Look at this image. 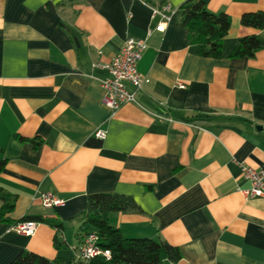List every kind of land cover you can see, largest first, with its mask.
Returning <instances> with one entry per match:
<instances>
[{
	"label": "crops",
	"instance_id": "obj_1",
	"mask_svg": "<svg viewBox=\"0 0 264 264\" xmlns=\"http://www.w3.org/2000/svg\"><path fill=\"white\" fill-rule=\"evenodd\" d=\"M184 1L0 0V194L13 204L0 213V264L21 251L84 264L72 247L93 230L79 226L94 193L133 197L140 210L111 212L109 224L124 238L177 246L173 264H264V198L242 194L240 168L264 166V28L240 23L264 0H203L230 18L218 58L187 42ZM164 4L159 32L150 6ZM249 35L261 42L254 56H231ZM128 36L145 41L138 70L149 83L110 117L99 82L107 71L92 63ZM41 192L65 202L46 208ZM26 216L63 227L10 229Z\"/></svg>",
	"mask_w": 264,
	"mask_h": 264
},
{
	"label": "trees",
	"instance_id": "obj_2",
	"mask_svg": "<svg viewBox=\"0 0 264 264\" xmlns=\"http://www.w3.org/2000/svg\"><path fill=\"white\" fill-rule=\"evenodd\" d=\"M180 12L182 26L186 31V40L189 44L196 46L198 54L214 58L222 56L223 39L230 27L229 16L223 12L216 14L209 11L203 0H185L180 5ZM240 23L246 27L262 29L264 28V11L244 13ZM260 46L261 42L257 36H244L239 39L231 56L253 57ZM33 142L35 146L40 143L34 140ZM4 164L5 160H0V171ZM0 200L3 201L0 213L13 207L5 195L0 194ZM139 210V206L130 195L94 193L87 196L86 206L80 213L83 220L79 231H85L91 227L93 229L91 231L96 232L98 236L99 245L111 251V257L108 260L96 258L89 264H173L181 259L177 246L162 239L124 238L119 230L108 222V215L111 212ZM25 220L47 223L57 232L63 227L58 221L40 216L22 217L13 221V224ZM48 262V259L34 252L21 251L7 264H47Z\"/></svg>",
	"mask_w": 264,
	"mask_h": 264
},
{
	"label": "built area",
	"instance_id": "obj_3",
	"mask_svg": "<svg viewBox=\"0 0 264 264\" xmlns=\"http://www.w3.org/2000/svg\"><path fill=\"white\" fill-rule=\"evenodd\" d=\"M146 3V0H141ZM152 16H159V21L154 26V30L163 32L169 15L166 11L169 9L167 4L161 6L151 5ZM146 44L142 39L126 37L120 51L110 60L105 62L96 61L92 66L99 67L107 71V76L99 80L102 95L101 103L108 108L109 116L112 117L116 111L125 103L135 102V93L141 90L147 83L149 77L138 70V62L142 57ZM94 135L98 138L106 137V130L97 128ZM242 175L248 180L249 186L242 190L246 198L262 197L264 198V166L259 168L250 167L240 163ZM41 204L46 208L58 207L64 204V200L49 192L39 194ZM38 222L34 220L20 221L11 225V230L31 236L37 229ZM76 252L77 259L88 264L94 258L100 257L108 260L111 257V251L99 245L96 232L89 231L83 240L72 247Z\"/></svg>",
	"mask_w": 264,
	"mask_h": 264
},
{
	"label": "rangeland",
	"instance_id": "obj_4",
	"mask_svg": "<svg viewBox=\"0 0 264 264\" xmlns=\"http://www.w3.org/2000/svg\"><path fill=\"white\" fill-rule=\"evenodd\" d=\"M97 258H100V257H97ZM94 259H96V258H94Z\"/></svg>",
	"mask_w": 264,
	"mask_h": 264
}]
</instances>
